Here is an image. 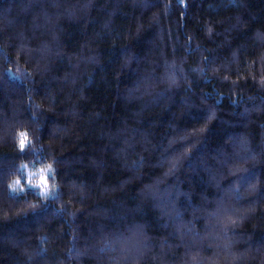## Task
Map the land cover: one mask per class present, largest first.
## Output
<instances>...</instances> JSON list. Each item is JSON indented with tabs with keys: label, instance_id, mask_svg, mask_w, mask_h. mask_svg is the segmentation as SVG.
<instances>
[{
	"label": "trees",
	"instance_id": "16d2710c",
	"mask_svg": "<svg viewBox=\"0 0 264 264\" xmlns=\"http://www.w3.org/2000/svg\"><path fill=\"white\" fill-rule=\"evenodd\" d=\"M226 255L264 264V0H0V264Z\"/></svg>",
	"mask_w": 264,
	"mask_h": 264
},
{
	"label": "clouds",
	"instance_id": "9594fccd",
	"mask_svg": "<svg viewBox=\"0 0 264 264\" xmlns=\"http://www.w3.org/2000/svg\"><path fill=\"white\" fill-rule=\"evenodd\" d=\"M155 104H156L155 101H149L143 105V108H149L151 110L155 106ZM21 134H23L25 137V147L23 149L19 147V143H18L19 137ZM16 139H17V146L22 153L25 150V148H28L30 145L35 144V138L32 136L31 129H29L26 125L19 127L17 129ZM108 151L110 150H106V151H101V149L96 150L97 157L101 159L105 167L107 166V159H105L104 157L107 156ZM69 160H71L72 162H83L84 157L76 156L75 158L69 159ZM69 160L66 163H68ZM55 163H59L57 159ZM22 166L25 169L26 173L31 172L32 176H37L39 179V174L41 170L39 165H37V167L34 169L29 166V162L25 161V162H22ZM43 170L45 174H47V172L49 171V166L47 167V170L45 169ZM50 171L53 174L52 176L53 181H55L54 173L56 170L52 166H50ZM27 177L28 176L25 175V177L23 178V181H21V179L17 177V180L20 181L22 184L30 183L31 181L27 180ZM52 187H55V184H53ZM21 190H23V188ZM115 203L117 204L119 208L123 210L124 216L122 218L129 220L132 223L133 228L136 229L137 233L140 236L146 238L143 229L145 228V226H148V227L152 226L148 218L149 208L152 209L151 212L157 213V209L155 205L152 203V201L149 199V200H146L143 204H141L136 201L134 196H129L128 198L124 199L123 202L117 201ZM233 259L234 257H232L231 255H226L221 258L220 264H232ZM125 261L130 262V264H139L138 260L134 257H125ZM114 264H119V260L117 259L116 261H114Z\"/></svg>",
	"mask_w": 264,
	"mask_h": 264
},
{
	"label": "snow or ice",
	"instance_id": "6c2138e0",
	"mask_svg": "<svg viewBox=\"0 0 264 264\" xmlns=\"http://www.w3.org/2000/svg\"><path fill=\"white\" fill-rule=\"evenodd\" d=\"M25 147V137L23 135H21V139H20V148L23 149ZM52 175V172L50 171V166H49V171L47 172V174H45L44 170L41 169L40 170V174H39V179L38 182L33 184V183H27L29 184V186L34 187V188H38V189H43V193L45 195L48 194V187H47V179L48 177ZM27 180L31 181V176L27 177ZM19 185H21L22 183L19 182L17 183Z\"/></svg>",
	"mask_w": 264,
	"mask_h": 264
},
{
	"label": "rangeland",
	"instance_id": "374dc122",
	"mask_svg": "<svg viewBox=\"0 0 264 264\" xmlns=\"http://www.w3.org/2000/svg\"><path fill=\"white\" fill-rule=\"evenodd\" d=\"M37 165H39L40 169H45V170H47V166H45V165H41V164H35V165H29V166L35 169V168L37 167ZM23 173H24L23 176L20 177L21 181H23V178L25 177V175H27V176H31V183L35 184V183L38 182V177H37V176H32V173H31V172H27V173H26L24 168H23ZM19 182H20V181H18V180L16 179V184L19 183ZM24 185L29 186V184H21V185L17 184V186H20V187H22V186H24ZM47 187H48V194H50V193H51V186H50V183H49L48 179H47ZM37 189H38V188H37ZM38 191H39L40 193L44 194L42 188H41V189H38Z\"/></svg>",
	"mask_w": 264,
	"mask_h": 264
}]
</instances>
